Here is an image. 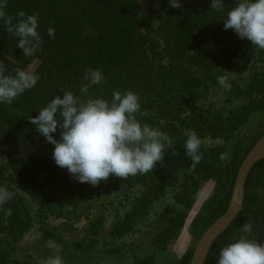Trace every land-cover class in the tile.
Wrapping results in <instances>:
<instances>
[{
    "label": "trees",
    "instance_id": "obj_1",
    "mask_svg": "<svg viewBox=\"0 0 264 264\" xmlns=\"http://www.w3.org/2000/svg\"><path fill=\"white\" fill-rule=\"evenodd\" d=\"M140 1L6 0L4 16L0 17V63L6 74L12 75L37 59L40 67L34 88L11 104H0V187L12 193L10 200L0 204V264H18L13 258L16 247L37 212L46 215L47 209H55L51 212L74 218L81 208L80 200L90 190L91 184L76 182L67 169L40 156L52 144L28 120L54 96H62L63 90L80 95L83 74L89 68L102 69L106 79L82 99H110L114 90H132L140 97L137 118L174 139L173 148L164 151V161L158 162L153 172L127 178L111 175L99 183L97 188L107 185L106 191H111L116 181L126 191L132 187L140 191L126 206L125 200H120L121 212L111 221L119 237L133 232L147 217V210L164 202L169 188L176 190V206L167 205L159 214L174 229L164 244L175 237L204 183L214 181L215 190L196 220L201 233L228 209L239 168L253 147V143L247 147L243 140L233 139L258 111L264 113V50L240 39L234 31L224 30L223 20L234 0H225L224 12L212 9V0H182L181 8L171 7L169 0H154L160 4L157 33L164 44L158 52L159 43L141 30ZM19 11L39 13L42 44L33 57H24L17 48L18 38L7 31L5 21L13 18L15 23ZM49 27L55 29V39L48 37ZM212 45H218L219 50H213ZM221 75L228 76L231 91L218 85ZM214 91L240 105L224 112L213 107H197V115L190 112ZM186 130H195L203 141L216 143L221 138L224 143L213 147L202 144L204 158L192 168L184 148ZM54 135L59 139V133ZM223 152L230 156L226 165L219 159ZM258 187L264 188V160L247 178L243 211L214 243L205 264H216L220 249L233 242L248 222L253 226L251 238L264 245V194L257 192ZM102 221L92 222L89 230L98 231ZM54 230L43 229L51 240L57 238ZM192 254L193 250L178 264H190Z\"/></svg>",
    "mask_w": 264,
    "mask_h": 264
},
{
    "label": "clouds",
    "instance_id": "obj_2",
    "mask_svg": "<svg viewBox=\"0 0 264 264\" xmlns=\"http://www.w3.org/2000/svg\"><path fill=\"white\" fill-rule=\"evenodd\" d=\"M171 7L181 8L182 0H169ZM6 0H0V17ZM212 9L224 12L225 0H212ZM39 13L19 11L5 23L7 31L18 38L17 48L24 57H33L39 51L42 38L39 31ZM224 30H232L240 39H246L256 49L264 50V0H234L223 20ZM48 37L55 39V29L49 27ZM226 72V71H225ZM228 73V72H226ZM102 69L89 68L83 74L80 95L72 90H63V95L54 96L36 116L28 120L46 141L54 145L52 158L59 168L67 169L76 182L98 186L111 175L127 178L153 172L157 163L164 161V151L173 148L174 139L137 118L141 111L139 94L127 90H114L110 99L88 96L93 86L105 82ZM39 76L17 69L15 75L6 74L0 63V104H11L16 98L37 85ZM224 91H231L227 75L217 77ZM59 133V139L54 135ZM184 148L195 168L203 160L202 138L195 130H186ZM221 138L216 144H223ZM223 164L230 159L228 152L219 156ZM264 194V188H257ZM12 198V193L0 187V204ZM10 214V211H9ZM240 235L220 249L216 264H264V245L252 239L253 226L248 222L239 229ZM49 249L56 253L61 245L48 240ZM43 264H65L61 255L48 256Z\"/></svg>",
    "mask_w": 264,
    "mask_h": 264
},
{
    "label": "rangeland",
    "instance_id": "obj_3",
    "mask_svg": "<svg viewBox=\"0 0 264 264\" xmlns=\"http://www.w3.org/2000/svg\"><path fill=\"white\" fill-rule=\"evenodd\" d=\"M140 7L141 30L147 38L159 43L158 52H161L164 44L157 33L160 25L158 19L160 4L154 0H141ZM212 48L215 51L219 50L218 45H212ZM39 67L40 60L37 59L22 70L37 74ZM238 105L240 102H228L220 91H214L209 97L202 99L197 106H192L190 112L197 115L199 111H194L197 107L204 110L213 107L215 110L224 112ZM263 134L264 113L258 111L236 132L233 141L243 140L246 146L253 143L254 147ZM203 144L207 147L217 146L216 143L207 139H204ZM53 149L54 145L41 152L40 156L52 161ZM41 179L45 184L44 177ZM120 185L121 182L116 181L111 191H106L107 185L101 188L91 185L88 193L80 200L81 208L78 216L74 218L70 214L67 219L51 212L55 209H47L49 212L46 215L44 212L43 214L37 212L30 229L21 237L13 258L18 264H43L48 256L56 254L63 257L65 264H178L191 250L194 251L206 231L201 233L202 227L196 225V220L203 214L206 201L214 193V181L206 182L201 186L195 200L186 211L182 226L170 244H164L166 243L164 238L170 234L174 226L169 225L166 217L165 219L160 217L159 211L167 205L176 206L174 197L176 190L169 188L164 196V202L147 210L149 212L147 217L138 223L133 232L119 237L120 234L112 228L111 221L121 212L120 207L122 208L123 204H120V200L124 199L126 206L140 194L138 188L132 187L126 191L123 186L120 188ZM111 192L114 194H110ZM46 193L57 196L56 193L49 192L47 189ZM53 205L59 207L57 201H54ZM141 205L145 207V202ZM98 219H103L98 226L99 230L90 231L92 222L96 224ZM46 228L55 229L57 238L54 241L62 246L59 253L48 248L47 241L50 239L43 231Z\"/></svg>",
    "mask_w": 264,
    "mask_h": 264
},
{
    "label": "water",
    "instance_id": "obj_4",
    "mask_svg": "<svg viewBox=\"0 0 264 264\" xmlns=\"http://www.w3.org/2000/svg\"><path fill=\"white\" fill-rule=\"evenodd\" d=\"M264 160V134L247 153L239 168L232 200L226 212L216 220L201 236L196 245L190 264H205L217 239L226 232L243 211L245 185L253 167Z\"/></svg>",
    "mask_w": 264,
    "mask_h": 264
}]
</instances>
